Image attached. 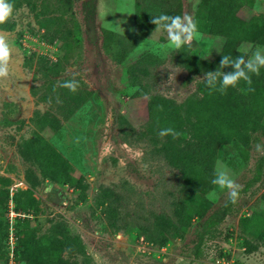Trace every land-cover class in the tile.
<instances>
[{
	"label": "rangeland",
	"instance_id": "rangeland-1",
	"mask_svg": "<svg viewBox=\"0 0 264 264\" xmlns=\"http://www.w3.org/2000/svg\"><path fill=\"white\" fill-rule=\"evenodd\" d=\"M7 2L12 14L0 23L10 48L8 75L0 77V199H34L31 245L57 240L53 264H264V245L253 235L258 222L237 225L240 217H264V133L256 131L248 148L219 144L210 167L186 169L175 164L188 135H158L172 128L168 116L181 114L204 76L182 66L186 56L211 61L220 50L221 37L208 34L198 15L202 0ZM263 8L264 0H253L238 15ZM185 13L199 38L178 50L162 47L167 32L152 17ZM257 48L264 54L261 45L237 46L246 58ZM67 81L76 91L61 86ZM149 95L177 108L155 103L148 124ZM45 144L67 163L70 183L50 178ZM225 165L242 186L235 204L212 184ZM225 202L228 214L204 227Z\"/></svg>",
	"mask_w": 264,
	"mask_h": 264
},
{
	"label": "trees",
	"instance_id": "trees-1",
	"mask_svg": "<svg viewBox=\"0 0 264 264\" xmlns=\"http://www.w3.org/2000/svg\"><path fill=\"white\" fill-rule=\"evenodd\" d=\"M253 0H202L199 14L204 22L205 31L213 36L222 39L218 54L211 60H202L192 54L186 56L182 66L191 73L204 74L207 71H214L219 67L223 55L235 58L246 55L237 49L240 42H249L264 46V8L247 18L238 15L240 8L251 6ZM231 71V67L222 69ZM251 87L254 91L241 92V88H247L244 81H240L237 87H229L226 93L210 89L203 81L197 82L196 92L187 96L181 104V114L173 112L168 116L172 122V128L180 133L187 134L185 148L181 152L179 163L176 166L186 169L195 164L202 163L210 167L216 155V147L219 144H226L235 141L245 148L254 141L253 134L256 131L264 133V68L260 69L259 75H251ZM167 102L170 107L177 108L170 100L149 95L146 103L147 123L150 124L154 117L155 103ZM172 137L171 135H169ZM48 151L47 158L51 162L48 165V174L52 180L70 183V175L67 171V163L61 159L57 152L48 144H45ZM199 155H195L196 153ZM258 172V169L257 171ZM7 193L0 199L3 212H6ZM10 199L15 212L23 213L24 216L13 218L12 232L14 236L13 255L15 262L22 264H53L58 258L60 244L57 240H49L43 244L31 245L34 240L30 237L28 223L38 209L33 198L18 199L17 194L12 193ZM229 204L225 202L221 208L208 216V222L204 227L217 224L228 214ZM254 220L258 222L253 235L264 245V217H240L237 225L240 228ZM8 231L7 218L0 220V258L3 264L6 262V236ZM201 237V236H200ZM201 239V238H199ZM49 242V243H48ZM48 243V244H47ZM31 245V248H29ZM23 248L19 252L18 248Z\"/></svg>",
	"mask_w": 264,
	"mask_h": 264
},
{
	"label": "clouds",
	"instance_id": "clouds-1",
	"mask_svg": "<svg viewBox=\"0 0 264 264\" xmlns=\"http://www.w3.org/2000/svg\"><path fill=\"white\" fill-rule=\"evenodd\" d=\"M12 4L7 0H0V23L6 20L12 14ZM151 23L159 26L167 32L168 42L162 47H172L180 49L182 46H191L193 40L199 38V31L196 21L187 13L183 15L169 16L161 14L158 17H152ZM10 58V48L4 35L0 34V77L8 75V61ZM231 67V71H223L222 69ZM264 68V54L261 50H257L248 58L244 55L232 58L228 55H223L219 62V67L214 71H207L204 73L203 81L210 89L217 90L222 94L226 93L227 88L237 87L240 81H244L248 87L241 88V92L247 93L254 91L251 87V75H259L260 69ZM67 87L71 91H76L78 85L75 81H67L61 85ZM160 137L171 135L173 138L181 134L176 132L173 128L161 129L158 132ZM256 150L261 151V146L256 145ZM212 184L218 186L220 189H227L228 201L235 204L239 199V194L242 186L232 178L227 170V166H220L215 170ZM215 197V192L208 194V198Z\"/></svg>",
	"mask_w": 264,
	"mask_h": 264
},
{
	"label": "built area",
	"instance_id": "built-area-1",
	"mask_svg": "<svg viewBox=\"0 0 264 264\" xmlns=\"http://www.w3.org/2000/svg\"><path fill=\"white\" fill-rule=\"evenodd\" d=\"M10 196L11 194H9V199L7 200V208L5 212V215L8 221V226H9L8 231H7V236H6L7 253H6L5 264H15L14 255H13L14 236H13V232L11 229L12 228L11 221L13 220L15 216H18V217L24 216L23 213L15 212L13 210V204L10 199Z\"/></svg>",
	"mask_w": 264,
	"mask_h": 264
}]
</instances>
